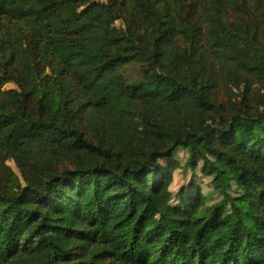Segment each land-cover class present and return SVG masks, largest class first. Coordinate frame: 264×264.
<instances>
[{
	"label": "trees",
	"instance_id": "1",
	"mask_svg": "<svg viewBox=\"0 0 264 264\" xmlns=\"http://www.w3.org/2000/svg\"><path fill=\"white\" fill-rule=\"evenodd\" d=\"M0 264H264V0H0Z\"/></svg>",
	"mask_w": 264,
	"mask_h": 264
},
{
	"label": "rangeland",
	"instance_id": "2",
	"mask_svg": "<svg viewBox=\"0 0 264 264\" xmlns=\"http://www.w3.org/2000/svg\"><path fill=\"white\" fill-rule=\"evenodd\" d=\"M10 87H15V85L12 84V83H8V84L6 85V88H10ZM7 163L12 167V169H13L14 171L16 170L15 163H14V161H13L11 158H8V159H7Z\"/></svg>",
	"mask_w": 264,
	"mask_h": 264
}]
</instances>
